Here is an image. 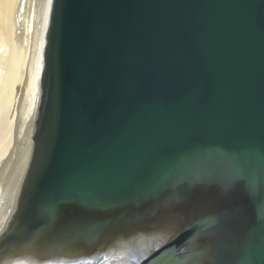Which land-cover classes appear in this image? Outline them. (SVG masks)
Returning <instances> with one entry per match:
<instances>
[{"label": "water", "instance_id": "1", "mask_svg": "<svg viewBox=\"0 0 264 264\" xmlns=\"http://www.w3.org/2000/svg\"><path fill=\"white\" fill-rule=\"evenodd\" d=\"M44 79L0 264L87 251L172 200L189 221L133 264L203 239L208 264H264V0H53Z\"/></svg>", "mask_w": 264, "mask_h": 264}, {"label": "bare ground", "instance_id": "2", "mask_svg": "<svg viewBox=\"0 0 264 264\" xmlns=\"http://www.w3.org/2000/svg\"><path fill=\"white\" fill-rule=\"evenodd\" d=\"M52 1L0 0V232L23 194L41 149L45 54ZM172 201L165 212L162 208L156 210L124 231L96 240L87 251L72 253L68 248L39 264H133L169 241L181 225H186L185 218L189 221L187 206ZM200 242L203 255L183 258L181 263L208 264L211 258L204 255L209 254L206 239ZM43 252L33 250L26 260H42L46 256Z\"/></svg>", "mask_w": 264, "mask_h": 264}]
</instances>
